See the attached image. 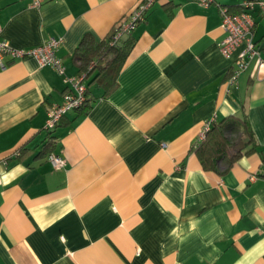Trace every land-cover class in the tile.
Instances as JSON below:
<instances>
[{
	"label": "crops",
	"instance_id": "1",
	"mask_svg": "<svg viewBox=\"0 0 264 264\" xmlns=\"http://www.w3.org/2000/svg\"><path fill=\"white\" fill-rule=\"evenodd\" d=\"M142 1L0 0V40L31 49L60 38L64 67H0V264H264V61L249 60L226 94L236 55L219 52V7L243 0H157L117 43L133 46L115 87L94 80L105 64L94 60L85 110L45 131L64 77L84 73L83 42L107 41ZM252 17L264 60V13ZM233 118L247 121L253 150L222 173L204 169L201 153L222 146L200 140L206 123ZM50 154L65 166L54 170Z\"/></svg>",
	"mask_w": 264,
	"mask_h": 264
},
{
	"label": "built area",
	"instance_id": "2",
	"mask_svg": "<svg viewBox=\"0 0 264 264\" xmlns=\"http://www.w3.org/2000/svg\"><path fill=\"white\" fill-rule=\"evenodd\" d=\"M31 7L38 9L44 0H31ZM157 0H143L139 6L130 14L127 21L120 22L114 29L109 41L111 46H115L123 36L129 35L138 24L145 19L146 12L152 8ZM204 8L213 4V0H197ZM264 13V0H243L237 7V12L232 8L219 7L221 18V29L225 37L219 44L221 56L230 60L234 55L236 59L230 76L225 83V93L228 94L238 83L240 74L246 69L247 62L254 58L258 63L264 60L260 57L253 41V30L255 22L252 17L254 11ZM62 40L50 39L39 47L31 49H15L6 41L0 40V67H4V59L21 60L24 58L34 59L40 67L50 66L59 75L64 76V67L61 60L56 56V51ZM95 68V63H91L88 71ZM87 73H82L78 78L71 79L64 77V83L69 86L68 93L64 94L61 104L52 105L49 109L45 129L53 130L61 122L62 118L71 111L79 110L84 106L86 100L87 87L85 81ZM211 122L206 123L200 140H204L206 132L209 130ZM164 147V145H163ZM48 162L54 170H59L65 166V161L55 154L48 156Z\"/></svg>",
	"mask_w": 264,
	"mask_h": 264
},
{
	"label": "trees",
	"instance_id": "3",
	"mask_svg": "<svg viewBox=\"0 0 264 264\" xmlns=\"http://www.w3.org/2000/svg\"><path fill=\"white\" fill-rule=\"evenodd\" d=\"M110 39L111 36L107 39V41H103L98 44H87L85 47L84 45L86 42H83L78 53L83 72L87 73V77L92 72H87L91 62L94 60L105 62L103 66L99 67L100 69L94 80L96 79L99 81V83L106 90V93L115 87L117 76L123 68V65L125 64L133 46V43L130 40L124 41L122 46L117 44L115 46H111L109 43ZM108 57H110V59H108ZM87 103L88 99L86 94L84 106L79 110H85ZM53 130L47 131L45 129V131L50 134ZM210 134L213 137L215 146H219L220 143H222V146H219L220 148L218 149V152L215 150L217 154L215 157H211L210 154H205L202 151L203 153H201L199 157L204 169L212 170L216 173H222L227 171L233 162H235L242 154H248L253 150L252 147L249 148L252 146L253 135L245 119L233 118L225 120L219 127L215 126V128L211 131L208 133L206 132L205 142L207 141L206 137ZM205 142L201 145V147L205 144ZM52 143H54V141L49 137L48 142L45 144V147L49 148V151ZM225 159H227V162L224 164L225 169L221 171L220 163Z\"/></svg>",
	"mask_w": 264,
	"mask_h": 264
}]
</instances>
